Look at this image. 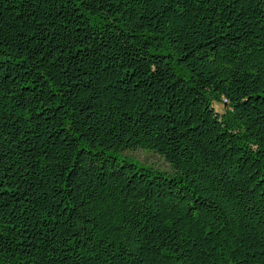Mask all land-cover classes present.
<instances>
[{
    "label": "trees",
    "instance_id": "16d2710c",
    "mask_svg": "<svg viewBox=\"0 0 264 264\" xmlns=\"http://www.w3.org/2000/svg\"><path fill=\"white\" fill-rule=\"evenodd\" d=\"M0 264H264V0H0Z\"/></svg>",
    "mask_w": 264,
    "mask_h": 264
},
{
    "label": "rangeland",
    "instance_id": "374dc122",
    "mask_svg": "<svg viewBox=\"0 0 264 264\" xmlns=\"http://www.w3.org/2000/svg\"><path fill=\"white\" fill-rule=\"evenodd\" d=\"M213 104L215 109L220 113H224L228 109L227 104L223 101L215 100ZM116 155L120 160H128L146 169L148 168L159 171L166 176L177 175L172 165L161 154L153 149L138 147L135 149L118 151L116 152Z\"/></svg>",
    "mask_w": 264,
    "mask_h": 264
}]
</instances>
